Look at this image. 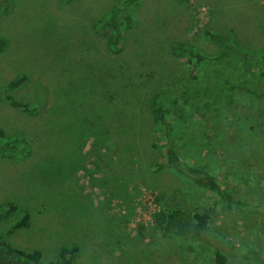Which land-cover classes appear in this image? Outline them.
<instances>
[{
    "label": "rangeland",
    "instance_id": "1",
    "mask_svg": "<svg viewBox=\"0 0 264 264\" xmlns=\"http://www.w3.org/2000/svg\"><path fill=\"white\" fill-rule=\"evenodd\" d=\"M117 1L14 0L0 15V88L23 75L12 94L38 105L25 114L0 103L4 136L30 146L22 158L0 154V233L14 247L39 250L42 262L73 241L80 252L72 264H212L209 248L159 230L164 211L178 205L208 215L229 264L249 249L264 258V76L230 60L193 68L173 47L214 54L226 41L264 50V0H138L113 53L109 33L94 24ZM153 93L186 99L180 121L192 125L179 130L178 150L215 168L239 205L155 170L164 156L146 102ZM107 98L125 101L129 138ZM94 125L109 126L118 155ZM23 213L28 225L9 231Z\"/></svg>",
    "mask_w": 264,
    "mask_h": 264
},
{
    "label": "trees",
    "instance_id": "2",
    "mask_svg": "<svg viewBox=\"0 0 264 264\" xmlns=\"http://www.w3.org/2000/svg\"><path fill=\"white\" fill-rule=\"evenodd\" d=\"M13 1L14 0H0V15L11 9ZM62 1L67 2L69 0ZM137 1L138 0H118L104 16L95 22V29L109 33L106 42L108 51L113 53L119 51L120 36L124 30L128 29L133 24L134 19L131 11ZM179 1L184 4L188 3V0ZM205 33L212 38L214 37L208 32ZM6 45L7 39L4 36H0V53L5 49ZM173 47L174 50L186 54L187 61H189L188 65L193 68L204 63L230 60L234 61L231 62V64L236 70L244 69L248 66V68L250 67L259 73L260 76H264V50L257 52L249 51L226 41L221 43L220 50L214 54H204L194 46H180L174 44ZM54 79H59V75L57 74ZM23 80L24 76L18 75L1 87L0 103L4 102L10 107L25 114H35L38 111V105L18 101L12 94V91L17 88ZM67 81L68 80L62 83L59 82L55 87L63 85ZM116 87L118 88V85L115 86V88ZM120 94H123V92H120ZM122 102L123 104L112 103L107 98L110 115L116 114L121 121L122 118L124 119V121H122L123 124L116 125L120 128L118 132L127 134V138H129V127L126 121L129 117V113L125 111L127 106L124 104L125 101L123 100ZM146 102H148L150 106L154 134L159 141L158 146L162 148L164 156L162 162H156L154 164L155 170H171L181 176L182 179L193 187L211 192L222 201L226 207L239 205V199L229 190L225 181L218 176L215 168L211 169V165L206 166L201 161L196 160L195 162H191L187 153L185 155L186 150L185 152L182 151V153L178 150L177 143L179 138L177 134H180L179 130L188 129L190 132L191 128L189 126L192 125L186 126L187 123L180 121V117L185 114L183 107L186 106V99L179 97L165 99L153 93L148 95ZM103 120H106V118L103 117ZM177 126L178 128H176ZM95 128L99 130L98 132L103 133L107 137L113 145L114 151L119 153L121 150L119 145L115 141L112 142L109 139V133L111 134L109 126L102 130L97 126ZM207 147L210 148V145H207ZM29 153L30 146L21 136L15 134L5 137L4 131L0 127L1 155L22 158L29 155ZM106 161L105 155L100 153L101 165L104 166V168H109V164ZM8 206L10 209H13V204L9 203ZM208 219L209 217L206 213L191 211L185 206L175 205L164 211L163 218L158 227L164 235L198 243L209 248L212 253V264H229L230 260L228 256L220 249L209 230ZM27 225L28 214L23 213L19 216L18 220L10 225L8 230L12 231L17 228L26 227ZM79 252L80 247L75 242L63 243L58 249L57 259L42 262L39 250L24 251L14 247L7 242L6 234L0 233V264H72L79 255ZM248 252L249 256H246ZM258 258L264 260L257 251L249 249L245 254H242L240 258H235L233 264H243L244 260L246 262L250 260L257 261Z\"/></svg>",
    "mask_w": 264,
    "mask_h": 264
}]
</instances>
